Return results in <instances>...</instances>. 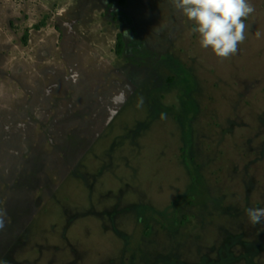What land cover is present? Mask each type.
Masks as SVG:
<instances>
[{
  "label": "rangeland",
  "instance_id": "1",
  "mask_svg": "<svg viewBox=\"0 0 264 264\" xmlns=\"http://www.w3.org/2000/svg\"><path fill=\"white\" fill-rule=\"evenodd\" d=\"M119 1L146 47L192 70L195 108L161 82L169 65L117 54L127 23L109 0H0V264H124L135 249V264H264V219L247 215L264 208V0H249L245 40L226 59L172 0ZM192 113L189 157L207 200L196 191L177 231L155 225L138 248V206L167 220L193 195Z\"/></svg>",
  "mask_w": 264,
  "mask_h": 264
},
{
  "label": "flooded vegetation",
  "instance_id": "2",
  "mask_svg": "<svg viewBox=\"0 0 264 264\" xmlns=\"http://www.w3.org/2000/svg\"><path fill=\"white\" fill-rule=\"evenodd\" d=\"M115 2L116 0H109V5L106 6V10L109 11V14L111 16L115 17V20H120V18L123 19V21H125L127 23V27L126 29L122 32L118 33L117 36V42H116V52L117 54L121 55L118 52V43H119V37L120 35H122V38L124 40V51H128L132 57H130V59L128 58L129 61H131L132 64H135L137 66L140 67H154L157 65L158 68L163 69V67H159L158 65L164 63L166 64V66H168L167 68L163 69V73H162V80L161 82H167V84L169 83L170 85H177L180 86V97H181V102L184 105L185 110H188L189 106L188 105L192 104L194 107V104L192 102V99L189 98V89H190V82H196L194 76H193V72L190 68H187L186 65L178 62L175 58H173L171 55H168L166 53H161L158 51H154L149 49L148 47H146V44L141 36V34L139 33L137 26H136V22L132 16V14L130 13V11H128L125 8H120L118 11L115 10ZM119 3H122L123 5H125L127 3V0H120ZM126 36H130L132 37V39L130 40L129 37L126 39ZM136 38L138 40H136ZM139 46L142 48V52L137 53L136 50L135 52H133V50L136 48H139ZM145 47V48H143ZM130 48L132 51H130ZM124 53V52H123ZM122 53V54H123ZM165 71H169V74L163 79V76L165 74ZM167 74V73H166ZM165 74V75H166ZM190 76L192 77V79L190 78ZM177 82H179V84H177ZM161 87L151 90L152 91H160L162 92ZM162 94V93H161ZM195 108V107H194ZM184 110V111H185ZM189 112L191 110H188ZM194 111V109H193ZM186 112V111H185ZM193 113L191 114L190 117L187 118V124H189V129H187L188 131H186V126L184 128V137L185 139V155H184V159H185V163L186 166L190 172V176L192 179V186L190 187L192 189V193L193 195L190 196L188 195V197H186V200L183 203H178L175 202L174 203V212L171 215H166L167 216V220H164L162 217L158 218L156 215H153L152 213L148 212L147 209H150L149 206L146 205H140L138 206V209L136 211H138L137 214V228H140L139 226H142V231H141V242L138 248H140L142 246V240L145 239L148 236V233L151 231V229L153 230L154 226H158L160 227V229L163 231H168V232H173V231H177V229L175 228H179L180 226H182L184 224L183 219H179L178 217L175 218L174 215L179 216L178 212L181 211L185 205V203L187 204H191L195 201L194 196H196V191L202 193V196L204 198L202 199H206V195H208V189L205 187L203 180L199 174V172H197L194 169V166L192 164V160H190L189 154L191 151V141H192V124H191V119H193ZM190 120V121H189ZM186 124V125H187ZM201 195V194H200ZM179 204H181L179 206ZM160 216H164V213H159ZM171 218V219H170ZM143 222H145V224H143ZM171 222V224L169 223ZM180 223V224H179ZM174 225V226H173ZM153 227V228H152ZM179 230V229H178ZM117 234L120 235V231L117 229ZM144 237V238H143ZM126 241L125 244L126 246V250L128 249L129 244L131 243L130 241V235H125ZM130 238V239H129ZM141 251L138 249H135L134 251L131 252H127L125 251L124 254V264H135V262H137L136 258H140L139 254ZM130 254V258L128 257V255ZM160 255H164V254H160ZM168 257V256H167ZM138 263V262H137ZM157 264H185V262L183 261V258L174 256L173 258H166V256H164L162 258V261L157 263Z\"/></svg>",
  "mask_w": 264,
  "mask_h": 264
},
{
  "label": "clouds",
  "instance_id": "3",
  "mask_svg": "<svg viewBox=\"0 0 264 264\" xmlns=\"http://www.w3.org/2000/svg\"><path fill=\"white\" fill-rule=\"evenodd\" d=\"M174 7L194 22L193 32L200 36L201 47L226 59L238 52L245 40V20L255 12L249 0H172ZM259 37L260 33L256 34ZM142 103V101H141ZM161 118H165L162 113ZM249 221L255 225L264 219V208L247 210ZM5 213L0 211V229L4 228Z\"/></svg>",
  "mask_w": 264,
  "mask_h": 264
},
{
  "label": "trees",
  "instance_id": "4",
  "mask_svg": "<svg viewBox=\"0 0 264 264\" xmlns=\"http://www.w3.org/2000/svg\"><path fill=\"white\" fill-rule=\"evenodd\" d=\"M118 52L120 54H122L124 52V40L122 38V35H120V37H119Z\"/></svg>",
  "mask_w": 264,
  "mask_h": 264
}]
</instances>
